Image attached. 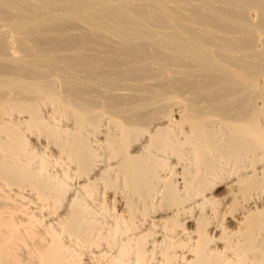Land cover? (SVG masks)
<instances>
[{
  "label": "bare ground",
  "instance_id": "6f19581e",
  "mask_svg": "<svg viewBox=\"0 0 264 264\" xmlns=\"http://www.w3.org/2000/svg\"><path fill=\"white\" fill-rule=\"evenodd\" d=\"M0 264H264V0H0Z\"/></svg>",
  "mask_w": 264,
  "mask_h": 264
}]
</instances>
